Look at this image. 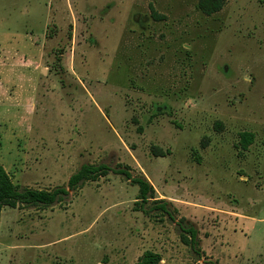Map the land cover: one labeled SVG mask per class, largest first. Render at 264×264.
<instances>
[{"label": "rangeland", "instance_id": "374dc122", "mask_svg": "<svg viewBox=\"0 0 264 264\" xmlns=\"http://www.w3.org/2000/svg\"><path fill=\"white\" fill-rule=\"evenodd\" d=\"M198 2L0 0V165L46 191L84 165L112 170L52 207L4 208L0 264H136L147 251L264 264V0L211 17ZM242 133L255 136L245 152ZM120 169L162 202L136 211Z\"/></svg>", "mask_w": 264, "mask_h": 264}, {"label": "trees", "instance_id": "16d2710c", "mask_svg": "<svg viewBox=\"0 0 264 264\" xmlns=\"http://www.w3.org/2000/svg\"><path fill=\"white\" fill-rule=\"evenodd\" d=\"M228 0H199V10L208 17L220 13ZM152 18L155 21H164L165 17L158 15L152 7ZM222 124L217 123V129L222 130ZM255 136L251 133H242L240 135L239 147L245 152L253 144ZM202 147L206 148L207 143H202ZM157 157H166L169 152L161 149H153ZM199 160V159H198ZM112 170L107 165H84L76 174H74L68 183V188L60 187L53 191L22 189L15 185L7 171L0 165V215L4 208L17 209L25 206L35 207H52L62 203L66 197L70 195V191H77L80 187L89 182H98L101 178L107 177ZM118 175L123 176L127 181H131L139 189V195L136 202V211H143L144 205L156 201L155 190L148 181L142 178H133L131 173L126 169L117 171ZM159 209L166 210L165 203H160ZM188 236L182 235L183 244L194 247L196 244L197 231L190 228L187 229ZM162 258L159 254L152 251L145 252L136 264H160Z\"/></svg>", "mask_w": 264, "mask_h": 264}]
</instances>
